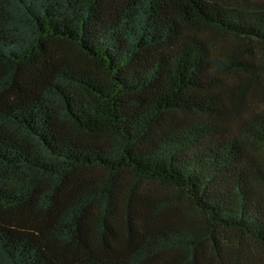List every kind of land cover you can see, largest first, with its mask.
<instances>
[{"label": "trees", "instance_id": "trees-1", "mask_svg": "<svg viewBox=\"0 0 264 264\" xmlns=\"http://www.w3.org/2000/svg\"><path fill=\"white\" fill-rule=\"evenodd\" d=\"M0 264H264V0H0Z\"/></svg>", "mask_w": 264, "mask_h": 264}, {"label": "rangeland", "instance_id": "rangeland-1", "mask_svg": "<svg viewBox=\"0 0 264 264\" xmlns=\"http://www.w3.org/2000/svg\"><path fill=\"white\" fill-rule=\"evenodd\" d=\"M258 53H261L260 50H257ZM134 190L137 191V194H135V197H152L153 202L155 206L159 207V211L156 212L151 216L154 220L166 215L167 213L172 211V208L165 207L163 205V202L166 200L165 195H173V192H170V188L165 187V186H160L157 183H150L144 180H140L134 183ZM175 197L173 198V201H175V204L177 206V210L183 215V218L185 222H188L190 220H194L199 216V213L196 212L188 202L186 198H184L180 193H175ZM163 198V199H161ZM131 207L134 210H146L139 201L132 200L131 202ZM132 217V216H131ZM134 219V218H133ZM137 222L139 221L138 219H134ZM118 234L125 235L127 232L123 230L117 231ZM143 231H140V235H143ZM227 234V235H226ZM217 237L222 238L224 240H227L228 244L233 245L235 241H238V244L240 245V241L242 240V236H237L234 233H228L225 232L223 233L222 231H217L216 232ZM245 242V240H243ZM144 242H142L143 245ZM159 256H162L163 260H170L173 257V251L170 249H164L163 253H160Z\"/></svg>", "mask_w": 264, "mask_h": 264}]
</instances>
